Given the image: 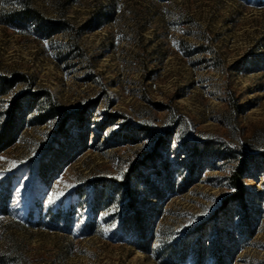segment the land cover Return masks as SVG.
<instances>
[{
  "label": "rangeland",
  "instance_id": "obj_1",
  "mask_svg": "<svg viewBox=\"0 0 264 264\" xmlns=\"http://www.w3.org/2000/svg\"><path fill=\"white\" fill-rule=\"evenodd\" d=\"M3 127L0 264H264V0H0Z\"/></svg>",
  "mask_w": 264,
  "mask_h": 264
},
{
  "label": "trees",
  "instance_id": "obj_2",
  "mask_svg": "<svg viewBox=\"0 0 264 264\" xmlns=\"http://www.w3.org/2000/svg\"><path fill=\"white\" fill-rule=\"evenodd\" d=\"M55 23L57 24V22L49 21L48 26L53 28L52 30H55L56 29V27L54 26ZM8 82L10 84L13 83V81L12 82L8 81ZM43 93L47 94V95L49 94L48 91H41V92L36 93V94L35 93H32V94L30 93V94L33 97L34 95H40ZM18 103H19V100H18ZM15 104H17V101L13 102V107ZM53 110H55V112L58 114H62V112H64V110L56 104H53ZM64 121H65V119L63 118L60 122L59 130L63 129ZM15 140H16V133L13 131V129L11 127H9V128L3 127L0 130V151L3 150L5 147L11 145L13 142H15ZM159 144H160V141L158 139L155 143V147H158ZM245 174H246L245 162H240L232 170V173L230 176V181H231L232 185L235 187L236 191L234 193H232L231 196H229L228 198H226L224 200L225 204L227 203L228 199L242 200L243 194L246 191L245 186L243 184V177L245 176ZM157 193L154 194V196H157V197L160 196ZM132 194H134L133 191L130 192V195H129L130 199H128V201L126 203L128 209H127L126 215L122 219V227H125L126 229H128V228H130L131 223H134L133 225L135 228H137V234H138V238H139L138 240H136L135 243L139 249L147 252V251H149L153 236L152 235L149 236L146 233L147 228H146V224L143 221L144 220L143 211L136 207V198H134ZM94 211L96 214L97 213L96 207H94ZM130 212H132V214ZM235 246L236 245H233L232 251L227 252L226 257L221 253L222 252L221 247L211 251L209 254H212V256H213V264H230V262L234 256ZM207 256H208V251H207L205 241H202V239H199L198 240V247L196 248V252H195V264H204ZM186 257H187V250L185 248L184 251L182 252V254H180L178 257L176 256L175 258L182 260V259H185Z\"/></svg>",
  "mask_w": 264,
  "mask_h": 264
},
{
  "label": "snow or ice",
  "instance_id": "obj_3",
  "mask_svg": "<svg viewBox=\"0 0 264 264\" xmlns=\"http://www.w3.org/2000/svg\"><path fill=\"white\" fill-rule=\"evenodd\" d=\"M119 178V177H118ZM59 198V195L57 194H53L52 197H49V204L53 203L54 202V199H58Z\"/></svg>",
  "mask_w": 264,
  "mask_h": 264
}]
</instances>
